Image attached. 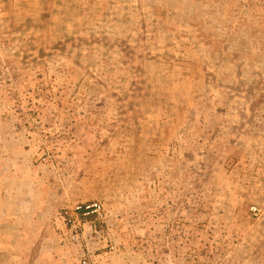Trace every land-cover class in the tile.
Returning <instances> with one entry per match:
<instances>
[{
  "label": "rangeland",
  "instance_id": "rangeland-1",
  "mask_svg": "<svg viewBox=\"0 0 264 264\" xmlns=\"http://www.w3.org/2000/svg\"><path fill=\"white\" fill-rule=\"evenodd\" d=\"M83 257L264 264V0H0V264Z\"/></svg>",
  "mask_w": 264,
  "mask_h": 264
},
{
  "label": "built area",
  "instance_id": "built-area-1",
  "mask_svg": "<svg viewBox=\"0 0 264 264\" xmlns=\"http://www.w3.org/2000/svg\"><path fill=\"white\" fill-rule=\"evenodd\" d=\"M253 210L255 211L256 209L254 208ZM99 211H100V206L96 203L89 204V205H80V206L75 207V212H79V213L81 212L83 213V215H88L90 213L99 214ZM185 263L194 264L193 261H188L187 259H181L179 261H175V263L173 264H185ZM80 264H94V263L92 262L91 259L87 257H83L80 260ZM203 264H209V262H204Z\"/></svg>",
  "mask_w": 264,
  "mask_h": 264
}]
</instances>
